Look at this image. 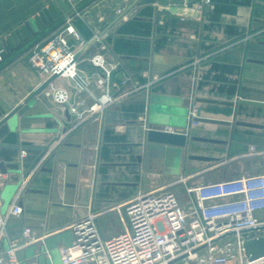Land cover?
Returning <instances> with one entry per match:
<instances>
[{"label":"crops","instance_id":"crops-1","mask_svg":"<svg viewBox=\"0 0 264 264\" xmlns=\"http://www.w3.org/2000/svg\"><path fill=\"white\" fill-rule=\"evenodd\" d=\"M61 1L0 0V120L46 81L31 67V51L68 25L79 35L67 38L76 49L79 74L89 83L80 91L73 81L57 78L0 139L4 211L29 165L48 155L19 199L24 212L9 226L3 251L30 227L41 239L18 251L20 264H55L59 248L74 240L70 226L91 211L101 213L96 223L109 238L126 229L125 218L112 207L137 193L186 179L172 187L185 205L188 187L264 174V155L253 152L264 147V107L239 103L264 102V0H211L201 10L195 2ZM95 56L115 67L112 94L118 101L90 114L104 93L99 81L105 73L92 64ZM135 82L143 87L133 92ZM52 88L66 89L69 103L47 97ZM193 109L229 123L193 125ZM150 129L219 142L191 140L180 151L149 143ZM262 214L257 216L264 219ZM110 216L120 222L105 234L99 222Z\"/></svg>","mask_w":264,"mask_h":264},{"label":"built area","instance_id":"built-area-1","mask_svg":"<svg viewBox=\"0 0 264 264\" xmlns=\"http://www.w3.org/2000/svg\"><path fill=\"white\" fill-rule=\"evenodd\" d=\"M210 3L211 0H197L195 6L201 10ZM68 35L79 39L74 28L68 25L37 45L28 61L41 80L58 75V78L73 81L78 90L85 91L89 83L79 74L77 52ZM2 60L0 54V62ZM91 62L105 73V78L99 81L104 86L103 95L88 111L90 114L102 113L118 101L112 94V88L116 86L111 82L115 67L107 66L101 56H95ZM127 81L121 84L125 85ZM135 83L133 92L143 87ZM45 94L59 105L69 103L66 89L52 88ZM71 110L78 112L76 107ZM197 112L193 109L190 113L193 125L199 123L194 121ZM85 113H80V117L83 118ZM68 135L69 131L65 132L54 145L62 143ZM253 152L264 155V149L254 148ZM25 155L22 152L21 163ZM47 157V154L42 155L25 175L5 211L0 187V264H20L18 251L41 239L26 227L22 238L10 241L8 249L3 251L9 226L23 214L19 199ZM1 177L0 170V180ZM178 182L137 193L123 204L114 205L112 208L126 222L125 231L118 235L105 238L96 223L101 213L89 212L70 226L74 240L71 245L59 248L57 264H264V256L249 260L244 248L245 241L264 237V219L257 216L264 212V174L188 187V207L181 205L172 190Z\"/></svg>","mask_w":264,"mask_h":264},{"label":"water","instance_id":"water-1","mask_svg":"<svg viewBox=\"0 0 264 264\" xmlns=\"http://www.w3.org/2000/svg\"><path fill=\"white\" fill-rule=\"evenodd\" d=\"M197 0H138L136 3L138 5L144 4H151V3H160L162 5H167L170 3L176 4H183V3H192ZM61 4L62 1L59 0ZM45 13L50 17L49 12L46 10ZM44 16V13L42 12ZM0 49H2V45L0 44ZM77 59V55H76ZM58 78V75H54L48 78L44 83H42L33 93L29 95V97L24 101V103L15 109H13L10 113L2 117L0 120V139H2L8 132L14 129V121L17 119L19 115H23L30 107V103L35 100L38 96H40L48 87L49 85L54 82ZM250 83L254 84H263L261 81L257 80H248ZM205 102H214L217 101H210L204 100ZM240 104L253 106V107H264V102L250 100V99H240ZM221 104H226L230 106H235V102H222ZM194 121L196 122H204V123H214V124H228L229 122L219 120V119H212L207 117H202L199 113L195 117ZM202 141V142H212L218 143V140L209 139L204 137H189L186 133L181 132H172L167 130H158V129H150L147 133V141L151 144H163L166 146H172L178 148L180 151L183 148H187L189 146V141ZM41 157V156H40ZM191 158L199 159V160H206V161H213L216 158L206 157V156H191ZM38 160V159H37ZM37 160L30 164V169L34 166ZM29 169V170H30ZM0 170L2 173H6V168L4 162H0ZM21 207L23 208V204L20 203ZM24 212V209H23ZM25 212H30L26 210ZM23 223H19V226H22ZM245 254L249 260H255L259 257L264 256V237H258L254 239H249L244 243ZM59 262H56L57 264Z\"/></svg>","mask_w":264,"mask_h":264},{"label":"rangeland","instance_id":"rangeland-1","mask_svg":"<svg viewBox=\"0 0 264 264\" xmlns=\"http://www.w3.org/2000/svg\"><path fill=\"white\" fill-rule=\"evenodd\" d=\"M210 5H212V1L207 6H210ZM262 149H264V147ZM189 203H190L189 198H187V201L185 202V205H183V206L184 207H188L189 206ZM262 215H263V218H264V214H262ZM118 222H120V220H118L116 218V216L107 217L104 220H101L99 222L100 229L106 234L109 231L115 230V229L112 228V226L115 225V224H117Z\"/></svg>","mask_w":264,"mask_h":264}]
</instances>
